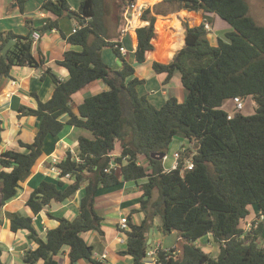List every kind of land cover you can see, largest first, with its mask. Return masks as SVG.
Wrapping results in <instances>:
<instances>
[{
  "label": "trees",
  "instance_id": "1",
  "mask_svg": "<svg viewBox=\"0 0 264 264\" xmlns=\"http://www.w3.org/2000/svg\"><path fill=\"white\" fill-rule=\"evenodd\" d=\"M13 1L23 10L27 0ZM126 3L82 0L77 10L70 9L66 0L41 3L42 10L53 13L55 19L47 21L40 30L57 28L61 17H72L80 27L67 41L81 48L65 51L58 61L69 73L66 80H59L47 69L54 84L48 100L41 101L32 94L36 107H19L21 113L41 119L32 142L19 141L25 151L6 149L0 153L1 203L14 196L19 182L31 173L42 154L46 135L61 131L62 114L69 115L66 124L89 130L93 138L79 136L80 161L70 152L59 157L58 166L63 174L71 173V182L42 180L26 200L37 214L51 202L71 197L84 185L79 211L73 219L48 213L59 224L48 229L42 239L31 216L7 213L10 229L27 231L35 242L34 248L23 253V262L60 264L56 256L68 247L67 264L81 258L102 264L93 256V246L80 235L94 230L103 234V217L94 207L98 191L145 179L139 184V207L130 211H142L144 218L139 224L127 218L125 252L131 256L130 264H144L148 232L156 217L161 219L162 233L175 231L181 241L168 251L159 246L158 259L162 264H264V222L260 220L264 216V25L252 17L247 0H160L143 9L141 19L147 24L135 29L136 62H144L154 52L156 15L189 11V17L182 21L184 46L169 63L152 62L154 72L162 76V84L179 73L186 97L180 102L169 96L156 107L146 94L138 93L136 86L145 80L124 59L119 50L121 43L110 29L112 16L116 17L111 26L114 31L118 33L123 27L121 11ZM199 10L201 20L193 12ZM209 13L230 27L224 37L217 36L215 43L208 38L211 29L205 28V23L213 25L214 18ZM10 38L15 42L6 57L0 52V74L7 75L14 65L38 66L31 52L33 30L24 35L0 32V49ZM105 46L122 60L120 68L114 69L104 62L101 51ZM98 79L106 82L109 89L84 98L77 105L76 114L72 110V95ZM235 96H251L254 112L244 115L233 109L228 118L231 112L222 105ZM174 136H182L189 145L180 154L177 167L164 170V157L158 159L150 154H165ZM188 147H195L191 156L193 166L183 168ZM112 161L120 166L106 172ZM249 206L256 208L258 215L244 229L240 223L250 214ZM209 236L219 246L216 255L195 243ZM1 253L0 248V256Z\"/></svg>",
  "mask_w": 264,
  "mask_h": 264
},
{
  "label": "crops",
  "instance_id": "2",
  "mask_svg": "<svg viewBox=\"0 0 264 264\" xmlns=\"http://www.w3.org/2000/svg\"><path fill=\"white\" fill-rule=\"evenodd\" d=\"M66 1L70 9L77 10L82 0ZM42 2L43 0H27L24 3L23 10H20L15 1L0 0V32L12 31L16 34L24 35L32 29L34 33H38V38L31 46L32 55L38 61V66L14 65L10 68L7 75L0 74V153L6 149L18 151L26 150L25 147L20 146L19 141L25 143L32 142L38 131L41 117L21 113L19 107L23 105L25 109L29 107L35 108L36 100L32 94L37 95L38 99L41 101L48 100L53 93L54 84L47 69L53 72L59 80H66L69 73L58 61L62 59L65 51L80 50L81 48L67 41V37L72 34V29L78 24L77 20L72 17H61L58 20L57 28H51L45 31L40 30L47 21L55 19L53 13L42 10ZM181 11L182 10H180V12ZM187 15H189L188 12ZM201 15L202 11L200 13V16ZM209 15L214 18L213 25L210 26L211 29H214L217 20H221L215 14L209 13ZM157 19L158 24L163 25V29L157 31L156 28H154V40L156 36L162 35L163 39L168 44L164 45L165 48L162 51L163 55L167 52L172 54L173 50L179 44H175L174 47L168 39L174 37L175 33L176 35H182L184 38L182 21L177 15L173 14L165 18L158 16ZM146 24V21L141 20V23L138 24L139 26H130L127 31H123L122 27L119 29L120 31L118 33H116L117 30L114 31V28L111 27L112 24L110 29L112 30L111 32L117 35L116 37L120 41L121 46L126 50L124 53H121L124 59L133 65L135 74L145 80L144 83H140L136 86L138 93L146 94L147 98L156 107L161 106L169 96H175L178 101L181 102L186 97V90L180 85L178 78L179 73H177L169 83L162 84V76L156 74L152 68L153 61L161 63H169L171 61L166 59V57L161 54L162 52H160V50L157 52L156 46L154 53L147 56L144 62H136L134 60V51L137 44L135 29ZM221 27H227V25L224 24L221 25ZM116 37H114V39H116ZM208 38L211 43H215L212 41L210 34ZM216 38L217 36H215V39ZM101 55L104 62L110 67L114 69L120 68L122 60L115 55L112 48L108 46L103 47ZM159 56L160 58H158ZM149 79H151V83H149ZM108 89V84L101 79L90 82L72 95V110L78 114L77 105L81 103L84 98ZM230 100H227L222 105V108L232 113L234 104L232 99ZM229 102H232L230 106ZM243 109L244 104L241 109L242 114H244L242 112ZM68 118L69 115L67 113L59 117L64 123L61 131L56 135H46L42 145V154L32 167L31 173L26 179L19 182V187L15 195L7 199L0 206V248L2 251L0 264H26L22 260L23 253L35 247V242L30 239L27 231H12L10 229L7 213L31 216L35 230L42 239H45L48 229L54 228L59 224L56 219L48 216V213L54 217L63 216L67 219H73L78 214L80 199L85 192L84 185L74 192L71 197L66 198L62 202H51L37 214H34L26 204L29 194L42 180L53 182L63 181L66 184L71 182V177H58V175L51 170L52 158L54 156L64 158L67 152L77 154L79 136L93 138V135L90 136L89 130L83 127L66 124ZM183 147L186 148L187 145ZM115 153L116 152H114L113 155ZM141 163L144 165L146 164L144 159L141 160ZM133 182L135 184H132ZM140 183L142 182H138V180L127 181L113 187L100 188L95 197L94 207L103 217L100 225L103 234L94 230L91 232H81L80 235L86 240L87 244L93 246V256L102 264H130L131 262V256L125 252L128 222L125 226H121L119 220L122 216H126L128 221L139 224L144 218V213L142 211L130 214L131 209H138L139 207V199L141 197ZM126 188H128L127 191ZM133 198L135 202H129ZM107 218H109V220ZM153 225L150 228L151 231L149 230L148 232L149 236L150 233L153 232ZM158 229V232H161L160 228ZM173 233L174 231L169 234L172 235ZM160 237L163 238V236ZM164 242L163 239L153 241L150 237L147 240L149 245L154 243V246L158 245L164 249L178 246L181 243L178 236L176 241H172V243L170 241L169 245H164ZM195 243L199 245L198 241ZM206 243L208 245L217 244L215 241H206ZM216 246L219 251V246ZM200 247L207 251L202 245ZM68 250V247H65L62 252L56 256L60 264H67L69 262ZM103 254H106V257L103 258ZM35 264H41V261ZM74 264L92 263L87 259L81 258Z\"/></svg>",
  "mask_w": 264,
  "mask_h": 264
},
{
  "label": "rangeland",
  "instance_id": "3",
  "mask_svg": "<svg viewBox=\"0 0 264 264\" xmlns=\"http://www.w3.org/2000/svg\"><path fill=\"white\" fill-rule=\"evenodd\" d=\"M107 1H108V3L112 4V3H114L115 0H107ZM159 1L160 0H153V2H148V1L147 2H142V0H136V6L138 5V3L142 2L140 5L145 4L146 7L147 6L152 7L154 4H156ZM247 1L249 3V11H250V14L252 15V17L258 23L264 25V2L262 0H247ZM187 12H189V11L185 10V11H181V12L178 11V12L169 13V14H166V15H156L155 16V21H154V28H156L157 31H160L161 29H163V25L162 24H158V19H157L158 16H160L162 18H165V17H169L171 14H173V15H177L178 18H180L181 21H184L186 18L189 17V15H187ZM193 12H195L196 14L200 15L201 10L193 11ZM112 17L113 18L110 20V23L112 25H114L115 24L114 22L116 21L115 20L116 17H114V16H112ZM201 19H202V15L200 16V20ZM221 21L224 22L223 20H221ZM221 21L217 20V23L215 24V28L210 30V36H211L213 42H215V40H216L215 36L224 37L225 33L230 30V27L225 22L222 23ZM119 22H120V19H119L118 23ZM134 24H136V22ZM224 24H226L228 28L227 27H221V25H224ZM117 27H118V24H117ZM163 40L164 39H163L162 35L155 37V40L153 41L154 51H155V46H156V51L157 52L159 50H160V52H162L163 49L165 48L164 45H168L165 42V40L164 41ZM168 40L170 41L171 45L174 46V47H175V44H179L173 50L172 54H169L167 52V53H165L163 55V52L161 53L163 56L166 57V59L172 61L174 59L176 53L184 46V38H183L182 35H178V34L176 35V33H175L174 37H171ZM171 45H170V47H171ZM158 58H160V56ZM162 61H163V58H162ZM149 83H151V79H149ZM241 101L244 104V109L242 110V112L244 114H246V115L252 114L254 112V100H253V98L250 96V97H247L245 99H241ZM231 104H232V102H229V106ZM234 107H235V105H234ZM89 133H90V136H91L92 133L91 132H89ZM186 145H189V142H188L187 139L183 138L182 136H174L172 138L171 142L168 144L167 148L165 149V154L166 155H165V157L163 158V161H162V166L164 167L165 170H168L173 165V163L175 161L174 153L176 151H178L181 147L186 146ZM114 152H117V150L116 151L114 150ZM194 152H195V147H188V151H187L188 155L184 156V157H186L185 159L190 158L194 154ZM144 181H145V179H138V182H142L143 183ZM132 184H135V183L133 182ZM127 189L128 188H126V191H127ZM134 200L135 199L133 198L129 202H131V203L135 202ZM252 207L253 206H249L250 214L246 217L245 220L241 221V223H240L241 227L244 228V229H248L250 227V221H252L253 218L257 219V217H256L258 215L257 214V210H256V208H252ZM107 219L109 220V218H107ZM110 220H112V219H110ZM260 220H262L264 222V216H261ZM160 225H161V219L159 217H156L154 219V225H153V228H152L153 232L150 233L149 237L152 238L153 241H157V239H163V241H165L164 245L165 244L169 245L170 241H171V243H172V241L173 242L176 241V239H177L176 232L174 231V233L172 235L164 234L162 232H158V230H159L158 228H159ZM160 236H163V238L160 237ZM206 241H214V240L212 239L211 236H209V237L201 238L198 242H199L200 246L202 245L212 255L217 253V251H218V247L216 246L217 244L208 245L206 243ZM261 243H264V231H263V234H262ZM153 247H154V243H152V245H148V249H151Z\"/></svg>",
  "mask_w": 264,
  "mask_h": 264
},
{
  "label": "built area",
  "instance_id": "4",
  "mask_svg": "<svg viewBox=\"0 0 264 264\" xmlns=\"http://www.w3.org/2000/svg\"><path fill=\"white\" fill-rule=\"evenodd\" d=\"M126 5H124L121 13H122V17L124 20V26H123V31H127L128 28L130 26H139L138 24L141 23V13L143 11V9L146 8L145 4L142 5H137L136 6V0H126ZM88 19V18H87ZM136 22V24H134ZM139 22V23H138ZM80 26L77 24L73 29L72 32H75ZM205 28L210 30L211 27L208 23H205ZM34 33V32H33ZM38 38V33L35 32L34 36H33V42L36 41V39ZM120 53H124L126 50L123 46L119 47ZM232 101L235 105V107L233 109L239 111L242 109L243 103L241 101V99L237 96H235L234 98H232ZM232 113H230L228 115V118H231ZM185 151L184 147H181L178 151H176L174 153V158L175 161L173 163V165L171 166V168L169 169H175L177 167V163H178V159L180 158V154ZM73 157L75 158L76 161H80L79 157L77 156V154H72ZM165 157V156H164ZM60 161V158L57 156H54L52 158V165H51V170L54 171L58 177H66V178H70L73 177L71 175V173L67 172V173H62V169L58 166V163ZM120 165L118 163L115 162H111L107 168H105L106 172H110L111 169H116L117 167H119ZM193 166V162L190 158L185 159V163L183 168H191ZM168 169V170H169ZM183 171V170H182ZM127 223V217L126 216H122L119 220V224L121 226H125ZM158 250H159V246L155 245L153 248L151 249H147L146 251V255L144 258V264H162L161 261L158 259ZM165 251H168L169 248H165ZM102 257H106V254H103Z\"/></svg>",
  "mask_w": 264,
  "mask_h": 264
},
{
  "label": "water",
  "instance_id": "5",
  "mask_svg": "<svg viewBox=\"0 0 264 264\" xmlns=\"http://www.w3.org/2000/svg\"><path fill=\"white\" fill-rule=\"evenodd\" d=\"M14 40L12 38L8 39V41L4 44V46L0 49V52L2 54L3 57L7 56V51L8 49L14 44ZM151 157H155L158 159H162L165 154L164 153H151L150 154ZM2 205L1 200H0V206ZM151 231V230H150Z\"/></svg>",
  "mask_w": 264,
  "mask_h": 264
},
{
  "label": "bare ground",
  "instance_id": "6",
  "mask_svg": "<svg viewBox=\"0 0 264 264\" xmlns=\"http://www.w3.org/2000/svg\"><path fill=\"white\" fill-rule=\"evenodd\" d=\"M147 1H148V2H153V0H142V2H147ZM142 2H141V3H142ZM141 3H138V5H140ZM138 23H139V22H138Z\"/></svg>",
  "mask_w": 264,
  "mask_h": 264
}]
</instances>
